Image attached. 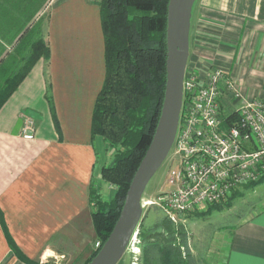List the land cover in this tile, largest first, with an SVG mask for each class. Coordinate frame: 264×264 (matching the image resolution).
Wrapping results in <instances>:
<instances>
[{"label": "crops", "instance_id": "crops-1", "mask_svg": "<svg viewBox=\"0 0 264 264\" xmlns=\"http://www.w3.org/2000/svg\"><path fill=\"white\" fill-rule=\"evenodd\" d=\"M193 4L188 68L201 78L222 69L223 116L244 100H264V0ZM38 37L49 54L29 65ZM104 71L97 0H0V213L32 264H48L72 246L90 249L98 136L91 115ZM24 115L35 121L30 139L19 134ZM224 245L215 264H264V208L231 224ZM145 246L146 264H163L159 243ZM0 264H28L11 250L1 219Z\"/></svg>", "mask_w": 264, "mask_h": 264}, {"label": "trees", "instance_id": "trees-1", "mask_svg": "<svg viewBox=\"0 0 264 264\" xmlns=\"http://www.w3.org/2000/svg\"><path fill=\"white\" fill-rule=\"evenodd\" d=\"M97 2L100 7L105 71L92 108L91 133L101 136L106 145L105 149L106 147L112 149L111 160L100 167V177L114 184V191L107 199L102 198L100 189L94 181L89 184L92 229L94 237L99 241V247L117 219L128 184L150 142L158 118L165 83V27L168 0H97ZM30 48L29 65L40 56L48 57L49 48L41 38L33 40V47ZM15 85L13 82L12 88ZM235 117L234 112L224 115V124L230 123ZM258 181L260 177L243 184L225 201L211 203L205 211H188L184 214L188 217H200L213 210L228 208L232 200L242 194L243 189L253 188ZM155 207L156 211H161V216L144 231L142 228V220L146 217L144 211L139 223L142 238L146 239L151 232L162 237L158 240L161 244L163 264H198L188 251L182 255L180 247L186 242L183 239L185 234L182 224L176 223L156 205ZM0 219L5 237L14 254L28 264L35 263L19 249L8 232L1 213ZM175 233L181 237L176 241L175 237L171 236ZM96 250L91 252L85 264Z\"/></svg>", "mask_w": 264, "mask_h": 264}, {"label": "built area", "instance_id": "built-area-1", "mask_svg": "<svg viewBox=\"0 0 264 264\" xmlns=\"http://www.w3.org/2000/svg\"><path fill=\"white\" fill-rule=\"evenodd\" d=\"M222 79L219 67L209 68L201 78L186 66L179 121L170 148L171 163L178 162L169 165L164 181L173 186L161 190L155 199L141 198L142 209L154 204L176 221L180 214L225 201L264 170V100H244L234 111L235 119L225 125ZM225 83L233 87L231 82ZM35 132L34 118L24 115L20 136L30 139ZM138 235L139 225L125 249L132 255L129 264H140L142 259Z\"/></svg>", "mask_w": 264, "mask_h": 264}, {"label": "water", "instance_id": "water-1", "mask_svg": "<svg viewBox=\"0 0 264 264\" xmlns=\"http://www.w3.org/2000/svg\"><path fill=\"white\" fill-rule=\"evenodd\" d=\"M195 0H168L165 27V83L150 142L128 184L114 225L86 264H116L142 219L143 189L169 152L182 104V82L189 55V28Z\"/></svg>", "mask_w": 264, "mask_h": 264}, {"label": "rangeland", "instance_id": "rangeland-1", "mask_svg": "<svg viewBox=\"0 0 264 264\" xmlns=\"http://www.w3.org/2000/svg\"><path fill=\"white\" fill-rule=\"evenodd\" d=\"M194 14L195 6L193 4L190 16L191 22L193 20ZM226 110L227 109H225L224 112L222 111V113H226ZM101 141L102 138L100 135H98L97 138H95L94 140V145L97 151V159L93 169V181L100 189L102 198L107 199L112 195L114 191V184L102 180L98 175V170L101 162L107 163L111 160L112 149L106 147L105 150L102 146ZM171 156V151L169 150L164 160L160 163L158 168L147 181L141 194V198L155 199L161 190H166L173 186L164 182L169 165L171 164L174 166L178 162L175 159L171 163ZM259 177L260 181H258L253 188L243 189L242 194L234 198L232 200L231 206H229L228 208H224L221 210H213L211 213H206L204 215H201L200 217H188L185 214H180L179 216H177L175 222L178 224L180 222L182 224V229L184 230L185 234L183 239L186 240L185 245L180 247L182 255L187 254L186 252L188 251L190 256L195 261L197 260L198 264H215V261L217 263L220 262L218 259L223 257V251L225 249L224 243L231 224L238 222L240 217L251 216L255 212H259L264 208V170L261 172ZM208 205H206L204 209L194 211H205ZM144 211L146 212V217L142 220V228L144 229V231H146L147 228H150L151 223L156 218H160L161 211H156V207L154 204L143 207L142 214H144ZM154 233L155 232L149 233L146 239L142 238L143 236L140 235L139 227V235L137 237L140 240H144V242L141 240V255L144 256V259V250L146 247V242L154 239L159 243L161 247V244L158 239H162V237L157 236V234ZM171 236L175 237V241L181 238L180 235L178 236L176 233L172 234ZM98 245L99 241L93 235V238L91 239V244L89 246L90 249H85V252L81 249L78 252V249L72 246V248L69 249V253L65 252L64 255H59L57 258L52 257L48 260L49 262L47 263L85 264L86 260L90 257L91 252L95 251ZM131 256V252L125 250L122 255V258L116 264H129ZM84 257L87 258L83 259ZM143 258L140 260V264L144 263L145 260Z\"/></svg>", "mask_w": 264, "mask_h": 264}]
</instances>
